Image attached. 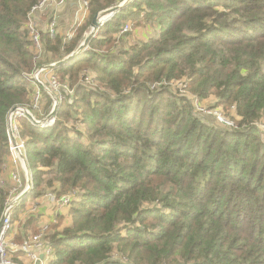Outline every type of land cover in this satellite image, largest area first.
Returning <instances> with one entry per match:
<instances>
[{"label":"trees","instance_id":"trees-1","mask_svg":"<svg viewBox=\"0 0 264 264\" xmlns=\"http://www.w3.org/2000/svg\"><path fill=\"white\" fill-rule=\"evenodd\" d=\"M40 1L0 0V220L12 189L10 111L32 107L30 73L88 39L53 68L73 89L55 122L18 119L33 189L14 217L30 196L74 193L70 225L47 229L46 264H264V0H133L96 37L95 14L123 0H87L71 39L41 31L36 60L27 23ZM127 19L150 34L122 48ZM212 95L235 125L196 111L193 100ZM42 96L37 119L52 109ZM80 121L87 132L69 124Z\"/></svg>","mask_w":264,"mask_h":264},{"label":"built area","instance_id":"built-area-1","mask_svg":"<svg viewBox=\"0 0 264 264\" xmlns=\"http://www.w3.org/2000/svg\"><path fill=\"white\" fill-rule=\"evenodd\" d=\"M53 0H41L39 3L35 4L31 12L29 13L27 27L30 33V38L32 41V47L35 51V58L39 60L43 57V42L41 38V31L35 20H37L36 15L42 11H45L46 8L52 3ZM56 6L64 4L65 0H56L54 1ZM79 2V9L80 11V18L77 17L76 21L72 26H79L84 23L88 19L89 12V2L87 0H78ZM82 11H84L85 15H82ZM104 20H101L99 26L96 29H93L91 26V30L88 35H92L96 37L98 35V31L100 27L104 24ZM58 19L56 14H52L48 21L47 30L51 37H55L58 33ZM72 28V27H71ZM132 30V25L130 23L125 24L120 32L119 38L122 34L127 33L128 31ZM74 35L73 30L71 29L67 34V38L71 39ZM81 45H85L84 41L81 42ZM80 45V46H81ZM88 48V45L85 46ZM57 61H53L48 65L39 66L37 67L32 73L29 74L30 79L32 80L35 95L33 97V110H40L41 109V101H42V91L48 92V94L52 98V109L48 116L52 113L55 106H57L60 102H62L67 96L73 94V89L68 84L62 83L56 73L51 68V65H54ZM84 83L93 86L95 85V75L87 72L82 78ZM162 84H167L166 82H156L153 84L152 88H156ZM173 85V82H172ZM176 85V84H174ZM182 85L181 91L184 92V84ZM193 104L195 109L198 113H210L218 118L221 123L227 124L229 126L235 125V122L231 120L229 117L226 116L224 111L219 107H207L203 106L202 102L196 97L193 100ZM19 109L16 112L10 113L8 120V136H9V152L10 158L14 166H17V169L12 174V179L14 180V186L10 191V196L6 202V206L3 212L4 219H3V226L0 231V264H18L16 261V254L23 253L27 255L33 264H46L48 260L53 257V245L48 242L45 238L47 233L48 226H43L36 235L27 237L23 239L21 242H15L11 240L10 233L13 227V217L14 211L19 203V198L22 197L26 190L29 187L28 184V175H27V155H26V143L20 137L14 134V128L17 127V118L21 116H26L25 111H28L36 120L41 121L43 119H47L48 116H45L42 119H37L33 115V111L31 108L25 107H18ZM25 109V110H24ZM31 109V110H30ZM56 120L55 116H52L50 119L46 121L42 126H49L53 124ZM258 128L262 133H264V122L257 123ZM13 135V136H12ZM264 135V134H263ZM23 172L25 173L23 176ZM32 173V172H31ZM33 179V176H32ZM33 189V183L32 188ZM49 197L56 198L61 205L69 206L71 201L74 198V193L63 194L61 196H55L52 193L49 194ZM44 258H47L44 263Z\"/></svg>","mask_w":264,"mask_h":264},{"label":"crops","instance_id":"crops-1","mask_svg":"<svg viewBox=\"0 0 264 264\" xmlns=\"http://www.w3.org/2000/svg\"><path fill=\"white\" fill-rule=\"evenodd\" d=\"M53 1H56V0H53ZM52 7H54V6L52 5ZM78 7H79L78 0H65L64 4L61 5L60 7H58L59 9L57 12H58L59 27L61 28V31L67 33L71 29L72 25L69 28H68V26H66V27L64 26V20H65V18H67L66 14L72 16V13L79 9ZM89 15H90V13L88 14V17H89ZM36 18H40V15H37ZM40 21L42 22V20H40ZM42 29H44V28H42ZM66 29H68V30L66 31ZM149 34L150 33L148 32V28L146 30L142 29L141 32L139 31L138 38H139V40L145 41V40H147ZM133 42H135V41H133V39L130 40V44H132ZM205 101H208V102L211 101L210 105H212L217 101V98H216V96L212 95L209 98L205 99ZM8 164H9V168L7 170V177L6 178H7L8 184H10L13 187L15 182L12 179V174L17 169V166L13 165L11 158H9ZM50 193H52L55 196H58V195H56V192H54L53 190H47L42 195H38V196H34V197L30 196L28 198V200L25 203L26 206H24L23 209H21V213H23L24 215H26L28 213H33V215L28 217L26 219V221L24 220V222L21 224V226L18 227V230L17 231L14 230L13 234L20 233L23 236L22 240L25 239L30 234V231H28V229L26 230V228L28 227V225H29L28 223L32 218L34 219V221L36 220L35 226L36 227L39 226V228H40V226L43 227L45 225L51 224L52 222H54L56 220V218L58 216H61V217L63 216V218L65 219L64 220L65 223H64V225H62V227L70 225V223L72 222V217L69 214V206L61 205L56 200V198L49 197ZM31 203H32V205H30ZM55 208H58V209L54 213L53 210ZM62 227H60V228H62ZM24 233H25V235H24ZM12 238L13 237H11V239ZM15 242L19 243L21 241H15ZM16 256H17L16 261L18 264H33L32 261L30 260V258L23 253H17ZM46 259L47 258H44V263H45V261H47Z\"/></svg>","mask_w":264,"mask_h":264},{"label":"rangeland","instance_id":"rangeland-1","mask_svg":"<svg viewBox=\"0 0 264 264\" xmlns=\"http://www.w3.org/2000/svg\"><path fill=\"white\" fill-rule=\"evenodd\" d=\"M52 5L54 6V7H52ZM63 5V4H62ZM61 5H59V6H56V4H55V2L53 1L52 3H50L49 4V6L46 8V10L45 11H42V12H40V13H38L37 15H40V18H37V20H35V22L37 23V25H38V27H39V30L40 31H42V30H44V29H46L47 28V25H48V21H49V19H50V17L52 16V14L54 13V14H56L57 15V19H58V7H60ZM79 8V7H78ZM36 15V16H37ZM82 15H85L84 14V11H82ZM66 16H67V18H65V20H64V26L66 27V26H68V28L71 26V25H73L74 24V22L76 21V18L77 17H79L80 18V11H78V10H76V11H74L73 13H72V16H70V15H67L66 14ZM42 20V22L40 21V20ZM127 23H130L131 25H132V30L131 31H129V33L127 32V34H125L124 36H121L120 38V47H127V48H131L132 46H134L135 44H140L141 42H143V40H139V38H138V35H139V31L141 32V30L143 29V30H146L147 29V25H144V26H136L135 24H134V22L131 20V19H127V20H125V21H123L122 22V24H123V26L125 25V24H127ZM58 25H59V20H58ZM45 26V27H44ZM42 28H44V29H42ZM71 29H73V28H71ZM70 29V30H71ZM58 30H60L61 31V28L58 26ZM68 29H66V31H67ZM69 30V31H70ZM90 30H91V27H89V29H88V33L90 32ZM69 31L66 33V35L69 33ZM61 32H63V31H61ZM133 39V41H135V42H133L132 44H130V40H132ZM54 58H55V56H53L52 54H51V56H50V59H48L49 61H54ZM172 87H173V85H172ZM177 85H174V88H176L177 89ZM182 87V85H180V83H179V88H181ZM189 92L187 91L186 92V94H188ZM201 101V100H200ZM32 102H33V100H32ZM202 102V101H201ZM211 102V101H210ZM210 102H208V101H205V99L203 100V102H202V104H203V106H205L206 108L207 107H210L211 105V103ZM43 108L45 107V105H46V102H45V99L43 100ZM42 104H41V106H42ZM32 105V104H31ZM26 108V107H25ZM28 108V107H27ZM33 108V106L31 107V109ZM30 109V110H31ZM210 109H212V107H210ZM207 110H209L208 108H207ZM32 113H33V115L34 116H37L35 113H36V111H34L33 109H32ZM203 114H205V115H208L211 119H213L215 122H216V124L217 125H220V126H222V123L218 120V118L216 117V116H214V115H212V114H210V113H204L203 112ZM48 116V115H47ZM43 117H45V116H43ZM18 119H19V117L16 119L17 120V127H15L14 128V134L16 135V136H20L22 139H23V137H22V135H21V130H20V128H19V126H18ZM70 125H76V127H78V128H81L84 132H87V127L85 126V123H81V121L80 122H77V123H75V124H73V122H70L69 123ZM264 134V133H263ZM13 136V135H12ZM24 140V139H23ZM23 176H24V173H23ZM56 195H57V193H56ZM58 201V200H57ZM50 203V202H49ZM30 205H32V203L30 204ZM26 206V205H25ZM23 209V208H22ZM58 208H55L54 210H53V212L55 213V211L57 210ZM30 210V209H29ZM22 214V215H21ZM31 215H33V213H28V214H26V215H24L23 213H21V209L20 210H18V211H16V214H15V217L13 218V227H12V231H11V233H10V237H13L12 239H13V241H22V235L20 234V233H16V234H13L14 233V230L15 231H17L18 230V227H20L21 226V224L24 222V220L26 221V219L28 218V217H30ZM54 215V214H53ZM32 220H33V218H32ZM65 219L64 218H62L61 219V217L60 218H56V220L54 221V222H52L51 224H48L47 226H48V228L50 227V229H52V228H55V225L57 224L58 225V227H62V225H64V223H65V221H64ZM15 222V223H14ZM35 223H36V220L34 221V222H32V225L30 226H28L27 227V229H28V231H30V234L27 236V237H30V236H33V235H36L38 232H39V230L42 228L41 226H40V228H39V226L38 227H36L35 226ZM26 237V238H27ZM11 239V240H12Z\"/></svg>","mask_w":264,"mask_h":264},{"label":"water","instance_id":"water-1","mask_svg":"<svg viewBox=\"0 0 264 264\" xmlns=\"http://www.w3.org/2000/svg\"><path fill=\"white\" fill-rule=\"evenodd\" d=\"M131 1L133 0H123L121 3L108 7L106 9L100 10L98 11L93 20H92V24L91 26L93 27V29H96L99 26V23L101 22V20H104V22H107L110 18H112L116 13H118L119 11H121L124 7H126ZM88 39H86L84 41V43L87 42ZM83 45H81L78 50H76L75 52H73L72 54L66 56L64 59L57 61L54 65H51V68H54L55 66L61 65L66 63L71 57L75 56L76 54H78L80 52V50L82 49ZM59 105V104H58ZM58 105L54 107L52 113L48 116L47 119H43L41 121L36 120L28 111H25V115L30 119V121L35 124V125H40L42 126L44 123H46V121L48 119H50L52 116L55 115L56 109L58 108ZM19 108L18 107H14L10 113L16 112ZM25 110V109H24ZM9 123V120H8ZM26 167H27V175H28V184L29 187L26 190L25 194L20 197L18 202H21L23 199H25L30 193H31V188H32V183H33V179H32V173L31 170L29 168L28 163H26ZM3 219H4V215L2 216L1 220H0V231L2 229L3 226Z\"/></svg>","mask_w":264,"mask_h":264}]
</instances>
